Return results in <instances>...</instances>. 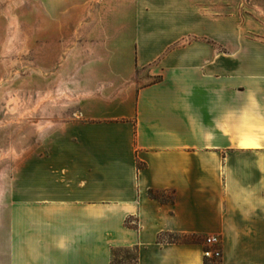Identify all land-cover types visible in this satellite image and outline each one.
Here are the masks:
<instances>
[{
    "label": "crops",
    "instance_id": "crops-1",
    "mask_svg": "<svg viewBox=\"0 0 264 264\" xmlns=\"http://www.w3.org/2000/svg\"><path fill=\"white\" fill-rule=\"evenodd\" d=\"M39 1L40 36L73 22ZM150 17L92 16L79 110L0 190V264H264V46H173Z\"/></svg>",
    "mask_w": 264,
    "mask_h": 264
},
{
    "label": "rangeland",
    "instance_id": "rangeland-1",
    "mask_svg": "<svg viewBox=\"0 0 264 264\" xmlns=\"http://www.w3.org/2000/svg\"><path fill=\"white\" fill-rule=\"evenodd\" d=\"M69 2L54 5L53 11L65 13L68 8L73 22L59 15L51 37L39 33L40 13L49 12V5L39 0H0V190L11 188L19 165L33 158L35 141H44L51 125L79 110L82 64L88 60L81 46L95 13L116 7L122 13L152 15L155 24L165 19V26L180 36L173 46H264V0ZM135 78L141 85L158 76L147 70Z\"/></svg>",
    "mask_w": 264,
    "mask_h": 264
},
{
    "label": "built area",
    "instance_id": "built-area-1",
    "mask_svg": "<svg viewBox=\"0 0 264 264\" xmlns=\"http://www.w3.org/2000/svg\"><path fill=\"white\" fill-rule=\"evenodd\" d=\"M208 248L204 250L205 257L209 258H220L221 257V248L220 240L214 235H209L205 239Z\"/></svg>",
    "mask_w": 264,
    "mask_h": 264
}]
</instances>
